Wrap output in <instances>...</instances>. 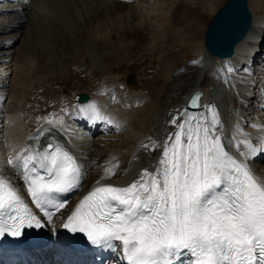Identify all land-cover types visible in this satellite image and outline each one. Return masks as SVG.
Returning a JSON list of instances; mask_svg holds the SVG:
<instances>
[{"label": "snow or ice", "instance_id": "1", "mask_svg": "<svg viewBox=\"0 0 264 264\" xmlns=\"http://www.w3.org/2000/svg\"><path fill=\"white\" fill-rule=\"evenodd\" d=\"M199 100L197 93L190 106L199 107ZM80 111L122 130L95 103ZM54 116L46 117V125L30 139L38 141L45 132L62 128L63 120ZM169 123L176 131L163 144L140 145L149 153L162 149L154 171L142 170L127 186L97 181L62 227L83 233L93 245L119 248L126 264H264V179L248 163L264 154V138L257 147L233 137L237 149H244L237 159L225 148L215 106L201 113L185 109ZM236 131L242 134L238 125ZM6 163L21 171L31 203L43 216L0 174V237L42 228L43 218L51 224L66 206L57 194L78 189L86 177L76 157L54 138L43 149L15 151ZM118 167L105 166L101 180Z\"/></svg>", "mask_w": 264, "mask_h": 264}, {"label": "bare ground", "instance_id": "2", "mask_svg": "<svg viewBox=\"0 0 264 264\" xmlns=\"http://www.w3.org/2000/svg\"><path fill=\"white\" fill-rule=\"evenodd\" d=\"M79 1L76 3L73 0H53L47 3L49 0H0V174L19 191L22 197H26L27 191L24 188L21 171L7 165L6 161L9 156L14 155L15 151L27 146H38L43 149L46 144L53 142V138L55 143L60 144L76 157L86 172V177L82 180L81 186L68 193L72 201L64 213L52 220V226L49 227L53 231L56 230L58 224L67 220L80 200L97 186V181L103 184L127 186L138 178L142 170L154 171L162 149L157 148L149 153L142 150L140 145L142 143L150 144L152 141L163 144L168 134L176 131L175 126L171 125L169 121L178 112L185 110V101L190 93L195 90H205L207 95H205L204 105L199 113L206 112L208 106H215L218 111L223 124L222 139L227 151L236 149L233 137L236 140H251L250 137L259 139L264 133V110L257 112L259 120L256 123H248L250 111L256 106L264 107V82L256 81L259 75H264V64L261 65L262 60H264V0H255L249 1L250 9L253 10L251 27L244 39L235 45L234 53L230 58L219 60L209 55L206 50H197V58L189 62L184 68L178 69V72L169 80L170 83L164 91H153V94L148 96L152 105H157L160 116L158 120L145 122V115L137 112L133 122V125L135 123L133 127L135 131H132L128 119L124 117L121 110L123 104L112 106L111 100L110 103H107L105 96L99 97V91H97V95L77 91L69 100L70 106L65 108L64 113H61L58 107L60 105H56L54 110L49 112L55 114V118L63 120V127L45 132L38 141L30 139V136L35 135L38 128L46 125V120L34 124L35 119H32V122L30 120L31 124L27 121L29 126L26 124L25 127V123L21 121L23 117L20 118L23 114L18 116V112L23 107L18 100L20 88L23 78L28 76L26 71L31 70L23 67V61L28 59V57H24V50L26 49L24 41L28 39L27 31H31L29 30L30 27H34L35 22H38L37 10L41 14H58L59 16H68L73 13L77 16L76 20L82 23L85 20H83L80 8H78ZM141 1L148 3L149 0ZM156 6L157 4H152V6L150 4V7L148 5L143 7H147L145 8L147 10ZM216 12L212 14V17ZM148 14L151 15L152 13L149 12ZM148 14L147 16H149ZM52 17L55 16L52 15ZM56 18L58 17L56 16ZM69 21L66 20L70 24ZM89 55L94 63L97 62L95 54L89 53ZM97 70L100 71L101 69ZM102 73L106 75L103 70H101ZM115 78H111L110 81L115 82ZM203 80L206 83H202ZM113 84L115 85V83ZM256 87H260L261 91L257 90ZM106 92L110 98L111 94ZM77 93L89 95L91 100L86 104L79 105L74 101ZM116 97L117 101H121V95ZM91 103L98 106L102 115L108 116L122 125V130L117 131L113 125L102 121L106 126H113L111 131L102 133L103 129H101L96 132L94 122L87 125L79 122L90 117V114L83 113L80 109L87 108ZM125 109H129V107ZM129 118L131 119L133 116L130 115ZM237 125L242 129V134L237 133ZM24 127L25 130H23ZM29 132L32 133L28 134ZM96 136H98L97 140L94 141ZM149 137L151 139H148ZM253 145H259V140ZM243 150V148L240 149V151ZM110 163H118L119 167L109 179L101 180L105 174V166ZM248 163L252 167V159ZM259 173L258 177L264 179V168ZM117 255L122 257L121 253Z\"/></svg>", "mask_w": 264, "mask_h": 264}, {"label": "rangeland", "instance_id": "3", "mask_svg": "<svg viewBox=\"0 0 264 264\" xmlns=\"http://www.w3.org/2000/svg\"><path fill=\"white\" fill-rule=\"evenodd\" d=\"M73 1L77 3L78 0ZM249 1L255 0H248L252 15ZM224 2L149 0L148 3L123 4L80 0L78 8L85 20L82 23L76 20L77 16L73 13L59 16L41 14L37 10L38 22H35L34 27L27 28L31 31L25 29L28 39L24 41V57L28 59L23 61V67L31 70L26 71L28 76L23 78V87L21 85L20 88L18 100L23 107L20 106L18 116L23 114L20 118L23 117L21 121L25 123L24 126H29L28 122H32V119H35L34 124L41 122L53 116L49 112L56 105H60L58 107L64 113L67 108L65 104L77 91L96 94L102 86L104 91L111 94L109 101L112 104H123L121 110L132 131H135L133 122L137 112L145 115V122L158 120L157 105L153 106L148 96L153 91H164L178 69L196 59L197 50H205V28L212 14ZM150 4L159 6L145 10L147 7L143 6L150 7ZM149 12L152 14L149 15ZM66 20H71L70 24ZM89 53L95 54L97 62H93ZM99 68L106 75L101 74V70H97ZM113 77H116L115 82L110 81ZM117 95H121V101H117ZM130 115L133 118L130 119Z\"/></svg>", "mask_w": 264, "mask_h": 264}, {"label": "water", "instance_id": "4", "mask_svg": "<svg viewBox=\"0 0 264 264\" xmlns=\"http://www.w3.org/2000/svg\"><path fill=\"white\" fill-rule=\"evenodd\" d=\"M251 22L247 0H227L206 27L204 44L207 52L219 58L231 56L234 46L244 38ZM197 93L200 94V100L206 95L205 90L194 91L188 100V107H191L190 102ZM86 98L87 96L80 94L77 101L82 103Z\"/></svg>", "mask_w": 264, "mask_h": 264}]
</instances>
